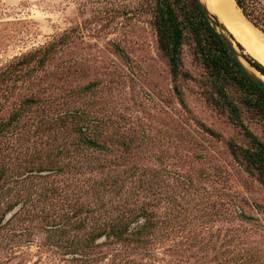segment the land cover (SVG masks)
<instances>
[{
    "label": "rangeland",
    "instance_id": "374dc122",
    "mask_svg": "<svg viewBox=\"0 0 264 264\" xmlns=\"http://www.w3.org/2000/svg\"><path fill=\"white\" fill-rule=\"evenodd\" d=\"M155 17L156 0H0V68L74 31L41 82L48 103L0 142V264H264V186L230 149L248 147L230 113L263 143L264 119L189 29L174 81ZM64 112L107 150L59 154L75 133L46 124Z\"/></svg>",
    "mask_w": 264,
    "mask_h": 264
},
{
    "label": "trees",
    "instance_id": "16d2710c",
    "mask_svg": "<svg viewBox=\"0 0 264 264\" xmlns=\"http://www.w3.org/2000/svg\"><path fill=\"white\" fill-rule=\"evenodd\" d=\"M234 1L243 17L264 34V0ZM155 29L159 49L168 60L170 74L174 81L181 73L180 49L184 40V31L189 29L198 44L202 45L200 52L202 60L211 75L216 79L226 78L243 89L249 97L248 105L264 119V91L246 75L218 33L206 21L195 0H156ZM73 33L74 31L65 32L45 46L24 54L0 68V142H7L15 135L21 120L32 109H43L48 103V100L43 97L47 88L42 86L41 82L43 83L44 79L50 76L47 67L51 61L74 40ZM247 59L253 68L264 75V67L261 64L250 57ZM89 90H91V86H86L74 93L78 95ZM230 120L240 129L248 143V147L245 148L231 146L232 153L241 157L249 173L255 175L257 181L264 186V143L243 125L238 115L232 110ZM88 121L84 113L64 112L47 122V129L59 125L58 128L75 133V140L59 149V154L72 157L74 154L71 150L72 147L79 149L83 146L100 151L107 150L103 142L91 137L93 135L88 128ZM40 125L44 124L39 123L37 128L34 127V133L39 132ZM30 164L40 171L54 168L57 165L53 159L48 160L46 164L41 161ZM9 167L10 159L7 162L6 159H0L1 180L6 177ZM140 231L138 229L135 232H130L129 239L142 241ZM84 249L91 251L87 246H84ZM82 252L83 254H80L82 258L89 256L83 250ZM93 258L94 256H91L86 261L91 262Z\"/></svg>",
    "mask_w": 264,
    "mask_h": 264
},
{
    "label": "bare ground",
    "instance_id": "6f19581e",
    "mask_svg": "<svg viewBox=\"0 0 264 264\" xmlns=\"http://www.w3.org/2000/svg\"><path fill=\"white\" fill-rule=\"evenodd\" d=\"M206 11L214 15L235 40L264 66V36L254 29L237 8L234 0H199ZM264 81V75L251 71Z\"/></svg>",
    "mask_w": 264,
    "mask_h": 264
},
{
    "label": "water",
    "instance_id": "95a60500",
    "mask_svg": "<svg viewBox=\"0 0 264 264\" xmlns=\"http://www.w3.org/2000/svg\"><path fill=\"white\" fill-rule=\"evenodd\" d=\"M198 8L200 10V12L203 14L204 18L206 19V21L210 24V26L218 33L220 39L222 40V42L224 43V45L226 46V48L228 49V51L232 54V56L239 62V64L241 65L242 69L244 70V72L246 73V75L260 88L264 91V81L261 80L260 78H258L256 75H254L253 73H251V71L262 75L261 73H259L257 70H255L254 68H246L240 61L239 59L243 60L244 62L247 63L246 58L244 57L243 54H240L235 45H234V41L232 40V38L228 35V31L226 30V28L220 24V22L217 20V18L208 13L206 11V9L203 7V5L201 4V2L199 0H195ZM243 16V15H242ZM246 20V19H245ZM246 22H248L246 20ZM249 23V22H248ZM250 24V23H249ZM254 29H256L258 32H260V34L262 36H264V34L258 30L257 28H255L252 24H250Z\"/></svg>",
    "mask_w": 264,
    "mask_h": 264
}]
</instances>
